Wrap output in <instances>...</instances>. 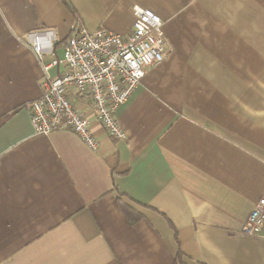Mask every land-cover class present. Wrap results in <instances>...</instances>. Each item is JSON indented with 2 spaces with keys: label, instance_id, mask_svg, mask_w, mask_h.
Returning a JSON list of instances; mask_svg holds the SVG:
<instances>
[{
  "label": "crops",
  "instance_id": "crops-1",
  "mask_svg": "<svg viewBox=\"0 0 264 264\" xmlns=\"http://www.w3.org/2000/svg\"><path fill=\"white\" fill-rule=\"evenodd\" d=\"M69 1L0 0V264H264V224L242 231L264 189V0ZM134 4L168 50L116 110L125 137L35 133L27 34L53 30L61 57L75 27L128 35Z\"/></svg>",
  "mask_w": 264,
  "mask_h": 264
},
{
  "label": "built area",
  "instance_id": "built-area-1",
  "mask_svg": "<svg viewBox=\"0 0 264 264\" xmlns=\"http://www.w3.org/2000/svg\"><path fill=\"white\" fill-rule=\"evenodd\" d=\"M131 11L134 20L128 35L105 28L89 31L79 27L65 39L61 57L54 54L53 30L27 34L42 68L41 95L28 105L35 133L70 130L96 150L98 141L90 129V118H94L111 138L125 137L116 110L139 84L146 69L162 61L168 50L159 15L136 4ZM58 66L62 69L51 75L50 68ZM263 224L264 189L242 231L256 234Z\"/></svg>",
  "mask_w": 264,
  "mask_h": 264
},
{
  "label": "trees",
  "instance_id": "trees-1",
  "mask_svg": "<svg viewBox=\"0 0 264 264\" xmlns=\"http://www.w3.org/2000/svg\"><path fill=\"white\" fill-rule=\"evenodd\" d=\"M62 2L66 5V7L69 9V11L71 13H73V14L75 13V10L73 9L69 0H62ZM76 28L77 27H75L74 29H76ZM64 42H65V40H64ZM54 49H55V47H54ZM121 195H122V193H119V196H118L120 207H121L123 213L125 214L127 220L130 223H135L136 221L141 219L143 217V215L137 208H135L134 206H132L128 202H125L124 199H122ZM181 258H182V252L180 251V249H178L176 252V255H175V262L178 264H182Z\"/></svg>",
  "mask_w": 264,
  "mask_h": 264
}]
</instances>
